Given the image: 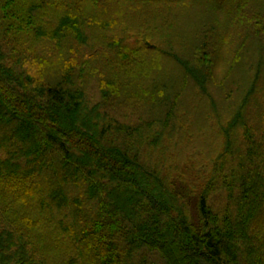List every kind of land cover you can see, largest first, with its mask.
Returning <instances> with one entry per match:
<instances>
[{
    "label": "trees",
    "instance_id": "16d2710c",
    "mask_svg": "<svg viewBox=\"0 0 264 264\" xmlns=\"http://www.w3.org/2000/svg\"><path fill=\"white\" fill-rule=\"evenodd\" d=\"M0 264H264V0H0Z\"/></svg>",
    "mask_w": 264,
    "mask_h": 264
},
{
    "label": "rangeland",
    "instance_id": "374dc122",
    "mask_svg": "<svg viewBox=\"0 0 264 264\" xmlns=\"http://www.w3.org/2000/svg\"><path fill=\"white\" fill-rule=\"evenodd\" d=\"M188 150L193 151V150H195V147H189Z\"/></svg>",
    "mask_w": 264,
    "mask_h": 264
}]
</instances>
